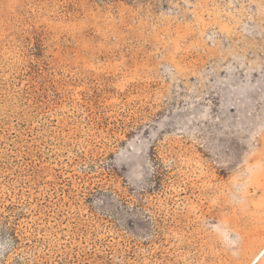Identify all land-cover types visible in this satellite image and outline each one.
Here are the masks:
<instances>
[{
  "label": "rangeland",
  "instance_id": "rangeland-1",
  "mask_svg": "<svg viewBox=\"0 0 264 264\" xmlns=\"http://www.w3.org/2000/svg\"><path fill=\"white\" fill-rule=\"evenodd\" d=\"M0 264H264V0H0Z\"/></svg>",
  "mask_w": 264,
  "mask_h": 264
}]
</instances>
